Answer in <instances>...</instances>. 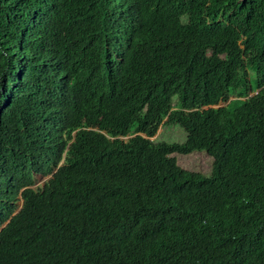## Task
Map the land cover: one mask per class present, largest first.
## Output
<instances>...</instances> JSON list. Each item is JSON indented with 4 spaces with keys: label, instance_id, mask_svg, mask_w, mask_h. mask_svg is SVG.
<instances>
[{
    "label": "trees",
    "instance_id": "obj_1",
    "mask_svg": "<svg viewBox=\"0 0 264 264\" xmlns=\"http://www.w3.org/2000/svg\"><path fill=\"white\" fill-rule=\"evenodd\" d=\"M0 264H264V0H0Z\"/></svg>",
    "mask_w": 264,
    "mask_h": 264
},
{
    "label": "rangeland",
    "instance_id": "obj_2",
    "mask_svg": "<svg viewBox=\"0 0 264 264\" xmlns=\"http://www.w3.org/2000/svg\"><path fill=\"white\" fill-rule=\"evenodd\" d=\"M250 86L256 89L258 72L249 70ZM252 96V94L250 95ZM219 106H223L221 103ZM155 143L183 144L186 141V133L178 124H165L159 129L154 138ZM179 167L193 173L209 176L212 173L213 159L205 151H195L190 154H172ZM45 179H37V184H41Z\"/></svg>",
    "mask_w": 264,
    "mask_h": 264
},
{
    "label": "clouds",
    "instance_id": "obj_3",
    "mask_svg": "<svg viewBox=\"0 0 264 264\" xmlns=\"http://www.w3.org/2000/svg\"><path fill=\"white\" fill-rule=\"evenodd\" d=\"M251 94H252V96H253V95H255L256 93H251ZM251 94H250V95H251ZM250 97H251V96H250ZM232 99H233V98H231V99L229 100V102H230ZM229 102H227V103H222V104H223L224 106H226ZM219 105H220V104H219ZM219 105H218V106H219ZM224 106H223V107H224ZM154 138H155V137H154ZM154 138H153V139H154ZM39 185H40V184H37V182H36V185H35L34 187H37V186H39Z\"/></svg>",
    "mask_w": 264,
    "mask_h": 264
},
{
    "label": "water",
    "instance_id": "obj_4",
    "mask_svg": "<svg viewBox=\"0 0 264 264\" xmlns=\"http://www.w3.org/2000/svg\"><path fill=\"white\" fill-rule=\"evenodd\" d=\"M224 106V105H223ZM223 106H216L215 108H221V107H223ZM208 107H206V109H207Z\"/></svg>",
    "mask_w": 264,
    "mask_h": 264
}]
</instances>
